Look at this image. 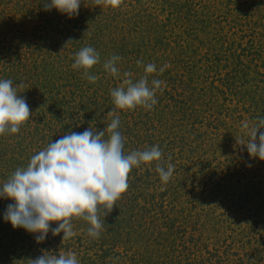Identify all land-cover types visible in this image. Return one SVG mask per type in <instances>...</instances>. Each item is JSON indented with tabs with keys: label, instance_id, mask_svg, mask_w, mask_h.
<instances>
[{
	"label": "rangeland",
	"instance_id": "1",
	"mask_svg": "<svg viewBox=\"0 0 264 264\" xmlns=\"http://www.w3.org/2000/svg\"><path fill=\"white\" fill-rule=\"evenodd\" d=\"M45 2L0 0V79L13 81L32 113L18 133L0 135V185L65 134L105 128L106 139L116 116L125 155L157 145L162 158L132 168L128 189L99 214L98 238L73 218L71 238L49 231L38 243L39 233L4 220L13 201L0 198V264H30L49 251L75 253L79 264H264V160L240 144L243 123L264 117V0H123L118 8L81 0L71 18L43 10ZM85 46L100 54L89 69L95 83L71 67ZM112 55L122 57L119 77L102 67ZM148 63L157 67L149 86L164 81L157 103L116 108L110 90L124 72L138 80ZM169 163L165 184L156 165Z\"/></svg>",
	"mask_w": 264,
	"mask_h": 264
},
{
	"label": "clouds",
	"instance_id": "2",
	"mask_svg": "<svg viewBox=\"0 0 264 264\" xmlns=\"http://www.w3.org/2000/svg\"><path fill=\"white\" fill-rule=\"evenodd\" d=\"M123 0H91V6L118 8ZM81 0H46L43 10L55 8L69 18L78 15ZM85 6H89L86 5ZM122 59L112 55L102 67L114 77L120 76L117 63ZM100 54L92 46L82 47L74 54V70H83L86 79L95 83L99 77L89 74V69L99 63ZM137 65L142 64L137 60ZM167 65L161 67L162 73ZM144 75L138 80L132 79L131 72H124L121 86L110 90L113 104L118 109H134L142 106L151 109L156 103L155 93L162 89L164 81L153 79L149 86L148 75L157 72L154 63L143 67ZM19 87H22L20 85ZM26 99L18 95L17 87L11 79H0V135L15 134L31 115ZM120 119L113 118L101 131L87 128L83 132H71L50 142L37 154L31 156L26 167H18L0 185V198L10 199L13 203L6 206L3 218L15 228H23L29 233H39L36 241L45 240L49 231L53 235L63 232L62 239L71 238L72 219L79 218L90 226L87 234L98 238L104 228L100 213L108 215L115 202L129 185L128 174L133 167L142 163L159 161L162 151L157 145L145 150H133L125 155L124 138L118 127ZM264 117L256 122H244L241 131L247 136L245 145L250 157L264 160ZM259 135L257 136V133ZM174 166L156 165V172L163 183H167L173 174ZM57 223L55 228L51 227ZM50 252V251H49ZM43 252L30 264H79L75 253L46 254Z\"/></svg>",
	"mask_w": 264,
	"mask_h": 264
}]
</instances>
